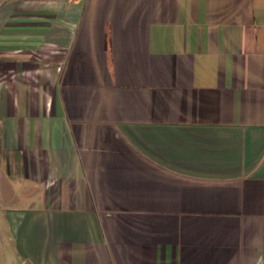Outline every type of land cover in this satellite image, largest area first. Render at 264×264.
<instances>
[{
  "label": "crops",
  "instance_id": "obj_1",
  "mask_svg": "<svg viewBox=\"0 0 264 264\" xmlns=\"http://www.w3.org/2000/svg\"><path fill=\"white\" fill-rule=\"evenodd\" d=\"M0 167V264H264V0H0Z\"/></svg>",
  "mask_w": 264,
  "mask_h": 264
},
{
  "label": "rangeland",
  "instance_id": "obj_2",
  "mask_svg": "<svg viewBox=\"0 0 264 264\" xmlns=\"http://www.w3.org/2000/svg\"><path fill=\"white\" fill-rule=\"evenodd\" d=\"M0 167V183L1 181L5 184L6 183V178L8 177L7 176V173ZM2 176H4V178L2 179Z\"/></svg>",
  "mask_w": 264,
  "mask_h": 264
}]
</instances>
